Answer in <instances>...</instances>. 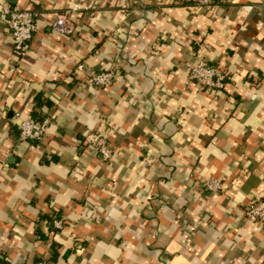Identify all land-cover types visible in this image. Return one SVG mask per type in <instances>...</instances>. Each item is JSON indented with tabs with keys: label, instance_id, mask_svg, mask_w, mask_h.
Instances as JSON below:
<instances>
[{
	"label": "crops",
	"instance_id": "obj_1",
	"mask_svg": "<svg viewBox=\"0 0 264 264\" xmlns=\"http://www.w3.org/2000/svg\"><path fill=\"white\" fill-rule=\"evenodd\" d=\"M3 3L39 28L18 53L0 17V264H264V224L242 212L264 198V0ZM201 60L222 89L189 80ZM16 111L50 118L45 137L20 140ZM97 132L112 159L87 144Z\"/></svg>",
	"mask_w": 264,
	"mask_h": 264
},
{
	"label": "built area",
	"instance_id": "obj_2",
	"mask_svg": "<svg viewBox=\"0 0 264 264\" xmlns=\"http://www.w3.org/2000/svg\"><path fill=\"white\" fill-rule=\"evenodd\" d=\"M197 6L211 7L226 0H192ZM124 7L129 5L124 4ZM85 7L76 5V8ZM73 9H68L56 16L52 22V30L58 34H67L73 28V20L70 13ZM75 10V8H74ZM0 17L3 18L11 32L14 43V49L18 53H25L31 46V40L38 30V12L32 8H23L20 6H10L3 3L0 9ZM189 71V80L198 83L202 88L209 91L220 90L225 86L226 75L217 65L208 63L205 60L194 63H187ZM80 69H86L84 65H79ZM89 74V83L101 87H111L116 79V70L107 69L102 71H92L86 69ZM15 118L18 122L20 140H42L51 124L48 117L36 118L33 116H23L21 111L15 112ZM87 144L96 148L104 159H112L114 150L106 135L103 132L87 135L85 138ZM204 188L207 192H220L223 189V182L220 179L209 178L204 181ZM243 214L251 221H257L264 224V198L259 192H255L250 201L244 206ZM54 225L61 227L62 223L54 219ZM19 264H43L20 262Z\"/></svg>",
	"mask_w": 264,
	"mask_h": 264
},
{
	"label": "trees",
	"instance_id": "obj_3",
	"mask_svg": "<svg viewBox=\"0 0 264 264\" xmlns=\"http://www.w3.org/2000/svg\"><path fill=\"white\" fill-rule=\"evenodd\" d=\"M35 117V116H34Z\"/></svg>",
	"mask_w": 264,
	"mask_h": 264
}]
</instances>
